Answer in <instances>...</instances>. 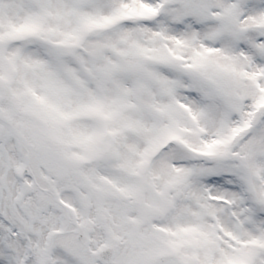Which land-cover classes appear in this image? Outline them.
<instances>
[{
  "label": "rangeland",
  "instance_id": "1",
  "mask_svg": "<svg viewBox=\"0 0 264 264\" xmlns=\"http://www.w3.org/2000/svg\"><path fill=\"white\" fill-rule=\"evenodd\" d=\"M31 1L28 10L40 6V11H47L43 17L53 23L55 1L41 0L39 5ZM119 1L123 9L124 0ZM135 1L131 0L134 9L115 11L118 15L112 21L107 14L93 27L74 28L68 45L58 44L54 55L42 56L40 78L32 72L37 63H24L19 53L13 58L7 55L16 45L28 52L40 44L51 47L46 43L54 40L46 37H53L55 31L46 29L45 18L44 24H22L13 35L1 32L5 69L0 77V160L6 173L20 165L27 171L18 202L0 205L1 219L6 223L4 210L11 213L10 234L20 221L48 230L38 252L30 254L28 248V259L35 264H95L90 254L101 247L113 249L115 264H145L166 254L181 264H264V223H257L264 218V49H260L264 48V0H217L220 4L147 0L144 15L154 14L147 22L135 19L139 15ZM0 2L5 4L0 7L2 14L7 13L6 1ZM89 3L77 0L79 7ZM252 15L258 20H252ZM203 28L200 42L191 35L182 42L187 32ZM197 44L199 52L194 49ZM165 61L171 63L163 65ZM86 62L93 66L89 72L95 80L83 86L89 77ZM58 71L69 81L60 79ZM81 72L83 79L77 75ZM41 80L48 96L36 100L38 91L26 94L24 90ZM41 106L52 107V114L60 116L56 130L37 116ZM72 106L80 114L74 121L88 128L85 139L93 142L78 144L63 138L69 122L65 114ZM181 107L186 108L185 114L179 113ZM130 142L136 147V160L115 156ZM46 146L60 157L56 167H45L40 161ZM91 148L105 151L101 160L112 165L108 168L114 166L113 173L119 164L123 170L130 169L116 185L106 180L104 187H114L120 193L116 199L135 203L140 219L164 224L175 216L170 222L176 231L169 236L171 241H158V234L155 239L144 238L135 230L121 239L114 227H104L105 214L94 222L87 218L91 199L86 193L92 189L77 172L80 164L70 160ZM159 159L163 164L157 169ZM105 173L100 168L97 176L103 178ZM176 189L170 205L157 211L144 206L145 194L166 197ZM201 208L205 213L195 214ZM132 218L130 212L125 220ZM214 225L217 230L210 235ZM94 234L104 236L102 246L98 247ZM78 235L83 236L80 242ZM22 242L28 240L16 239ZM20 250L17 245L0 248V264H18L11 258Z\"/></svg>",
  "mask_w": 264,
  "mask_h": 264
},
{
  "label": "bare ground",
  "instance_id": "2",
  "mask_svg": "<svg viewBox=\"0 0 264 264\" xmlns=\"http://www.w3.org/2000/svg\"><path fill=\"white\" fill-rule=\"evenodd\" d=\"M0 1H6V7L8 8L7 13L2 14V8L0 9V36H2L1 32H5L7 35H13L15 29L19 27L21 29L22 24H27L31 25L30 22L34 23L36 21H39V24L43 21L44 24V18H45V27L46 29L52 28L55 32L52 33L54 35L53 37H46L48 39H53L54 42L52 43H46V45H49L51 47L45 46V45H39L35 50L33 51H25L22 46L16 45L11 48V50L8 52L9 57L13 58L16 53H19L21 58L23 59V56L25 57L24 63L28 62V64L31 65V63H37L36 69H32L33 73H37L36 76L40 78V75L42 74L44 67L41 61H42V56H46L48 54L54 55L53 48L59 49L58 44H66L68 45L69 42H71V36H72V31L74 28H81L84 27V25L87 26H95L99 24V19H103V16H106L107 14H111L110 19L108 21H112L118 14L115 11H122L123 13L126 12L127 8L132 6V9L135 8L134 4L131 3V0H124V8H120L121 1L119 0H90V3L85 6V7H79L77 6V0H50L51 4L53 1H55L52 4V7L56 6V13H54L55 20L53 23H50L51 21L47 17H43V13L46 14V10L40 11V6L33 7L32 11L28 10L31 9V7L28 5L30 0H0ZM39 1L41 0H33L31 2L34 3V5H39ZM134 2V1H132ZM135 3L137 4V13L139 15L135 17L139 21L141 20L142 22H147L150 21L151 18H153L154 14L152 13L151 15H144L146 13V8L148 7V2L147 0H136ZM217 3V0H216ZM220 4V3H217ZM5 5V4H4ZM2 2H0V7L4 6ZM226 7V5H223ZM217 10V8H215ZM216 10L213 12L214 15H216ZM45 11V12H44ZM261 11V10H259ZM17 12V13H16ZM135 11H132L134 13ZM264 13V9L261 11ZM15 14H19L17 17ZM141 15H144L145 17H140ZM175 15V14H174ZM173 15V18L175 17ZM251 15V11H250ZM101 18H99V17ZM255 15H252L254 21H257V18H254ZM134 19V18H133ZM49 21V23H47ZM192 22V20H191ZM38 24V25H39ZM129 28V27H128ZM214 25L210 27V29H214ZM150 29V28H148ZM205 28L197 30L194 32H187L186 36L182 40V42H188L189 35L194 37L197 42H200L202 40V37L204 36ZM12 31V32H11ZM94 31V29H92ZM4 33V34H5ZM6 36V35H3ZM187 38V39H186ZM184 46V44H182ZM61 48V46H60ZM34 49V48H33ZM196 51H201L199 44L194 47ZM264 49V48H260ZM2 51L1 49V43H0V77L3 74V71L5 69V62L3 61L2 58ZM200 57V62H201V56L200 53L197 54ZM8 58L9 61L11 62L12 59ZM53 58V57H52ZM14 64L12 67L17 68L18 66L16 65V61H14ZM57 63H61L64 65V62L60 61V59H57ZM171 62H162V64H168ZM175 63L179 65V61L176 60ZM27 66V64H25ZM65 67L68 69L69 73H73L74 71L71 67L65 65ZM193 67V66H192ZM191 67V68H192ZM14 68V69H15ZM195 68V67H194ZM198 68V67H197ZM59 69L58 66H56V70ZM86 74H88L89 77H87V80L83 83V86H86V82H88L90 79H93L92 73L89 72V70L93 71V66L89 63L86 62ZM95 69V68H94ZM199 69V68H198ZM48 72V71H47ZM49 74V72H48ZM76 74V73H75ZM79 78L83 79V74H77ZM58 76L60 79L62 78L65 81H69V77L65 76L64 74L60 73L58 71ZM95 80V79H93ZM30 90H36L38 91V95H36V100L43 99V94L48 96L47 92L43 88V83L42 80L40 81L39 84H37L34 81V86L29 85L25 88V93L27 94ZM34 94V93H33ZM30 96L33 98V95ZM188 106H191L190 109L192 108V104H188ZM39 114H37L38 117L47 120L51 125H55L54 129L56 130L58 128L57 124L58 122L61 123L60 116L53 115V109L50 106H41L39 107ZM68 108V106L66 107ZM73 109L68 110L65 114L66 119L69 121L67 125L64 127L67 129L66 133H64V139L67 140L68 142L74 143L77 142L80 144L81 142H86L90 141L93 142L92 139L89 140L85 139V136L88 133V128L83 129L82 123L74 121V119L80 115L79 110L76 109V107L72 106ZM186 108L181 107L179 109L180 114H185L186 113ZM55 116V117H54ZM53 117V118H51ZM53 130V128L51 129ZM50 131V128L47 126V129L44 130L46 135H48ZM87 137V136H86ZM136 147L132 142L128 143L126 148L123 150L119 148L118 152L115 153V156L118 157H127L136 160L137 155ZM59 154L62 157H66L68 155L62 154L60 151H58ZM105 155L104 153L99 150L92 149L90 151H85L81 153H75L74 157L70 160V162H76L80 164L79 170L77 171L79 176L85 180V182L91 187L92 190H89L86 195H89V198L91 199V206L90 210L87 213V218L91 221L94 222L97 217L100 214H105L106 219H102L103 225L105 228L108 226H112L115 228L116 236L118 238H121L127 234L130 233L131 230H135L136 234H138L141 237H149L155 239V235L158 234V241L165 240L166 242L171 241L172 234H176V231L174 230L173 227L170 226V222H172V219L175 217L173 214L169 216V219L166 221V223L161 224L159 222H155L153 224H150L151 222H147L144 220V218H139V211L136 208V204L133 203L131 200L128 201H121L119 198L120 193L116 191L114 187H111L109 190L104 187V185L109 181V183L112 185H116L119 180H122L120 178H123L125 173L128 174L130 172V169L123 170V167L119 164L117 165V172L113 173L115 170L114 166L112 168H108L109 166H112L111 164L108 165L105 163L103 160ZM14 160V157L13 159ZM10 160V161H11ZM11 164V163H10ZM161 164H163V161L159 159V161L156 162V168L160 169ZM107 165V166H105ZM102 170H107V174L105 173L103 178H99L98 175V169ZM155 168V169H156ZM16 169H10L8 173L4 172V164L0 160V205H6V204H13L17 203L19 200V194L20 190L24 187L25 182H22L21 180L24 178H15L14 173ZM107 180V181H106ZM1 189H3L1 191ZM114 191V192H111ZM178 189L173 190L168 193L166 197H161L159 193L157 195L153 193H147L143 197V203L146 208L153 209L154 211H157L158 208H160L162 205H170L171 201L176 199L177 194L176 192ZM135 204V205H134ZM97 205V206H96ZM20 207L18 208V210ZM134 210V211H132ZM1 212V211H0ZM5 215V222L4 223L1 219V214H0V248L2 251L8 248V246L11 245H17L21 250L20 253L16 258L12 257V261L18 263V264H35V262L32 260L28 259V248H30V254H34L37 251L38 245L41 243H44L46 240V234L48 230L44 227H40V225H32L28 226L27 221H20V225L16 226V232L14 234H10V226L11 223L13 222L12 215L9 211H3ZM130 212H133V218L131 220H125L126 217L130 214ZM160 215L162 212H159ZM205 212H203V209H197L195 211V214L198 215H203ZM193 214V213H192ZM30 222V219H28ZM259 225L264 223V218L260 219L257 221ZM181 232L185 233L187 231V228L184 226V222L181 221ZM30 225V224H29ZM79 227H82L81 223H77ZM195 227V226H193ZM11 230V229H10ZM173 230V231H172ZM217 230V227L214 225L212 226L210 235L215 234ZM57 230L53 231L56 232ZM226 231V230H224ZM227 232V231H226ZM41 233L40 237H36L38 234ZM9 234V235H8ZM27 234V235H26ZM115 236V237H116ZM21 237H25L28 242L27 244H22L16 243V239H19ZM103 235L101 234H94L92 238H96L98 240V247L102 246V239ZM164 237V239H161ZM103 248V247H101ZM110 248V247H109Z\"/></svg>",
  "mask_w": 264,
  "mask_h": 264
},
{
  "label": "water",
  "instance_id": "3",
  "mask_svg": "<svg viewBox=\"0 0 264 264\" xmlns=\"http://www.w3.org/2000/svg\"><path fill=\"white\" fill-rule=\"evenodd\" d=\"M1 131H2V127L0 126V132ZM39 158L45 167H50V168L56 167L57 164L60 162L59 155H57V153L54 151V149L51 146H46L40 152ZM25 162H28V156L25 157ZM26 174L27 171L23 166H19L14 173L16 178H23ZM81 240L82 237L78 235L76 237V241L80 242ZM113 256H114L113 249L109 247H103L91 252L90 261L95 264L98 263L115 264V262L112 260ZM145 264H181V263L177 261L173 256L166 254V255L154 256Z\"/></svg>",
  "mask_w": 264,
  "mask_h": 264
},
{
  "label": "flooded vegetation",
  "instance_id": "4",
  "mask_svg": "<svg viewBox=\"0 0 264 264\" xmlns=\"http://www.w3.org/2000/svg\"><path fill=\"white\" fill-rule=\"evenodd\" d=\"M81 228H83V227H81ZM76 233H77V231H75ZM81 236V235H80ZM81 237H83V236H81Z\"/></svg>",
  "mask_w": 264,
  "mask_h": 264
}]
</instances>
